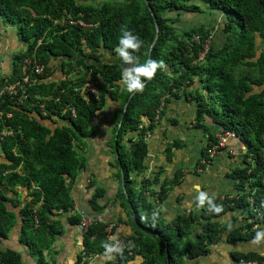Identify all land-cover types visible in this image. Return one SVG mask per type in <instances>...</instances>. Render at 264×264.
<instances>
[{
  "label": "trees",
  "instance_id": "trees-1",
  "mask_svg": "<svg viewBox=\"0 0 264 264\" xmlns=\"http://www.w3.org/2000/svg\"><path fill=\"white\" fill-rule=\"evenodd\" d=\"M145 1L158 29L149 58L163 61L166 67L159 69L154 79L146 83L143 93L132 94L119 127L121 112L112 129L115 139L113 137L111 147L114 149L116 144L114 166L120 167L116 176L119 180L121 175L123 185L118 195L127 206L129 204V213L134 215L136 225L131 235L121 239L123 247H120V252H108L103 246L110 244L109 233L103 225L93 222L82 233L80 253L86 257L113 255L115 259L106 264H126L137 256L142 258L140 264H181L183 257L205 255L207 247L217 243L222 236L228 245H232L253 239L256 232L264 227V156L261 153L264 149V0ZM196 2L204 4L206 12L220 13L224 26L229 28L218 47L213 49L210 45L201 61H198V56L210 30L203 25L187 26L181 32L172 27L181 22L182 13L202 12ZM64 13L71 16L80 14L85 23L95 24V27L61 24ZM0 19L14 26L16 37L24 47L12 57L10 73L0 77V87L4 84L3 79L12 82L18 77L22 58L30 56L32 51L33 61L41 70L40 74H33L41 82L28 88L29 97L22 104L0 96V111L10 113V117L0 118V131L4 127L10 130L9 135L0 139L3 159L0 163V185L11 193L9 197L0 191V239L7 238L16 223L15 212H18L21 220L18 242L36 264H44L42 253L50 247L61 229L60 221L52 218L53 213L66 214L72 208L69 192L83 169L74 143L80 144L91 137L92 120L103 107L106 97L121 99L122 109L130 94L123 86L119 89L121 68L118 65L103 64L102 70L89 66L87 69L99 75L103 83L99 86L98 100L91 98L84 102L72 92L71 81L49 80L52 77L49 63L52 58L64 59L59 68L69 72L74 67L66 59L76 53L90 60H99L102 49L116 54L122 27L143 40V47L133 55L139 63H144L154 36V26L143 0L105 1L99 6L77 0H0ZM37 40L41 43L36 47ZM194 79H198L207 102L202 99L198 88L193 92L187 90ZM253 87H256L255 91H252ZM166 95L194 101V122L200 129H206L201 122L204 116L208 117L220 131L233 132L246 148L245 155L250 154L252 158V164L246 163L244 168L235 169L230 174L237 194L231 200L222 198L215 202L223 205L219 214L207 208L198 217L178 215L165 224L157 216L153 219L157 209L147 203L142 194L147 180L142 179L139 189L135 190L136 183L129 178L131 173L141 174L145 170L147 146L143 136L151 131L156 108L161 100L165 101ZM37 98L43 103L46 118L34 104ZM36 116L54 123V128L51 130L50 126L39 123ZM140 117H144L146 122L143 123ZM128 133L134 136L127 138L125 144L123 139ZM178 148L180 144L175 141L166 145V159H170L171 149ZM174 181L176 178L159 185L156 192L158 202L162 201ZM16 188L25 190L23 200H20ZM102 197L103 190L96 189L89 200L93 212L97 213L104 207L97 204ZM227 210L246 212L249 221L228 231L227 225L212 220ZM199 219L203 221L199 223ZM78 220L75 215L66 217L71 225L77 224ZM194 223L200 226V231L191 241L188 236ZM230 257L236 264L239 260L256 264L264 261L253 252L233 251ZM76 261H81L79 255ZM0 264L23 262L20 253L0 248Z\"/></svg>",
  "mask_w": 264,
  "mask_h": 264
},
{
  "label": "crops",
  "instance_id": "crops-1",
  "mask_svg": "<svg viewBox=\"0 0 264 264\" xmlns=\"http://www.w3.org/2000/svg\"><path fill=\"white\" fill-rule=\"evenodd\" d=\"M81 0L80 3H82ZM196 4L202 5L206 11L205 5L199 2ZM192 14V13H191ZM196 14V13H194ZM213 18L207 12V18L213 21L208 24L210 31L214 27L216 30L212 32V38L220 35L222 29L220 13L212 12ZM182 15V14H181ZM0 77L9 73L11 69V50L16 46L23 51V44H17L15 37L6 33L2 29V20L0 19ZM192 23V22H191ZM188 22H184L183 31L187 26H196ZM217 24V25H216ZM200 25V24H198ZM211 38V45L214 49V44ZM220 40H222L220 38ZM258 45L259 41H258ZM101 56H108L111 59H120L110 57V52L100 51ZM112 55V54H111ZM3 56V57H2ZM82 56V55H81ZM83 57V56H82ZM114 57V56H113ZM86 59L85 57H83ZM105 59V58H104ZM104 59H99L105 61ZM55 64V68H53ZM49 65L52 67V74L57 75L59 70L58 59H51ZM126 67V66H124ZM198 79H194L192 84L187 87V90L192 92L199 87ZM256 87L252 88L255 91ZM202 99L207 102L206 94L201 89ZM119 100H111L106 97L103 107L95 113V118L92 120L91 128H94L92 135L80 142L74 143V148L77 156L83 162V169L78 173L76 181L72 185L69 196L73 206L69 213L55 212L52 218L60 221V233L55 237L50 247L43 251L42 256L44 264H76L77 257L82 248V232L77 224H68L67 216H78L79 212L88 214L91 217H100V219L110 225L108 232V240L111 245L120 242L122 238L128 237L133 231V215H130V209L120 199L119 191H122L121 175L117 179V173H120L118 167L114 166L115 153L111 149L113 134L112 129L115 125L113 116L118 110ZM106 105V108H105ZM195 102L186 100L184 97L174 98L170 95L165 96L164 105L157 120L153 122V127L150 131V137L146 141V155L144 157L145 170L141 174L131 173L130 179L136 183L135 190L139 189L140 181L146 179L147 183L143 189L145 201L157 209V218L163 223L172 221L178 215H190L192 217L200 216L204 211H207V206L197 208L195 196L198 194L197 186L201 191H205L210 195H215V202L222 198L231 200L237 194L233 187V180L230 174L235 169H242L245 164H252V158L245 155L246 148L239 140H228L225 149H221L209 158L203 169L197 172L194 166L205 154V147L210 143V138L219 132V128L214 125L206 116L203 117L201 124L206 127L205 130L200 129L199 125L194 122ZM101 113V114H100ZM140 120L146 122L144 117ZM48 126H55L49 120ZM130 135V136H129ZM133 133H128L125 137L130 138ZM210 136V137H208ZM126 139L123 143L126 144ZM180 144V148L170 150V159L167 160L164 148L172 142ZM228 151H232L230 154ZM264 156V149L261 150ZM3 161L0 155V163ZM176 178L165 197L161 202L156 198V192L162 182H169ZM248 187H245L247 189ZM96 189L103 190V197L97 204L104 206L99 212H93L89 206V200ZM20 194V200L24 199L25 190L16 188ZM11 196V193H10ZM9 196V197H10ZM224 225H227V230L238 228L247 223L248 216L246 212L238 210L225 211L221 216L212 218ZM203 220L199 219V223ZM200 231V226L196 223L190 226V235L188 239L193 241L194 235ZM260 231H264V227ZM5 240L8 249L14 250L21 255L23 264L29 262L35 263L33 257L27 254L24 247L13 238L12 229L8 233ZM253 239L244 242H235L228 245L225 242L224 236L220 240L207 247L208 251L205 255L196 256L194 258H182L181 264H235L230 257V252L247 253L253 252L257 256L264 259V241L259 245L254 244ZM1 248V247H0ZM25 255H28L30 260H26ZM113 255L95 254L87 260L85 264H106L108 261H113ZM142 258L137 256L126 262V264H140Z\"/></svg>",
  "mask_w": 264,
  "mask_h": 264
},
{
  "label": "built area",
  "instance_id": "built-area-1",
  "mask_svg": "<svg viewBox=\"0 0 264 264\" xmlns=\"http://www.w3.org/2000/svg\"><path fill=\"white\" fill-rule=\"evenodd\" d=\"M221 23V21H220ZM61 24L68 25V26H76L79 28H93L95 27V24L85 23L81 18L80 14L76 16H71L67 13L63 14V18L61 20ZM217 25V24H216ZM221 25V24H220ZM222 27V25H221ZM216 30V27L211 29L209 37L204 41L203 49L199 53L198 61H201L209 49L211 45V38H212V32ZM41 43L40 40H37L35 46L37 47ZM33 53L32 51L30 56L22 58L19 70H18V77L13 80L12 82H6L5 79H3L4 84L0 87V96H5L9 100H13L16 104L20 105L23 102H25L28 97V88L31 86L40 83L41 80L33 77V74H40L41 70L36 66L35 61H33ZM10 73V71H9ZM8 73V74H9ZM6 74V75H8ZM3 75V76H6ZM57 75H59V78L54 80L53 74L51 72V78L49 80L58 82L60 80L62 81H71L72 83V92L77 95L81 100L84 102H88L91 98L93 100H98L99 98V86L103 83L101 77L97 74H93L92 70L86 69H76L75 67L67 72L65 69L61 70L59 68ZM2 76V77H3ZM106 87V85H104ZM39 98L35 99L36 101L34 104L40 108L41 115L43 118L47 117V114L42 110L43 103L37 101ZM43 99L44 98H40ZM47 100V99H46ZM29 102V100H28ZM30 106H32V103H29ZM164 105L163 100L160 101L158 107L155 111V117L154 120L156 121L158 116L161 113L162 107ZM1 116H5L6 118L10 117V113L5 112L2 113L0 111V118ZM32 116H35V114H32ZM54 118V116H52ZM140 127V126H139ZM10 134V130L8 128L2 129L0 131V139L4 136H7ZM150 132H145L143 136V141H147V139L150 137ZM228 140H238L237 136L231 132V131H219L217 132L212 141L205 147V153L206 156L199 159V161L194 166V169L197 172H200L203 169V166L206 164L207 160L209 158H212L215 152L225 149ZM230 154H233L232 151H228ZM262 184L264 185V179L262 180ZM221 200V199H220ZM71 209L67 211V213L70 212ZM259 216V214H257ZM97 223L104 226V230H109L110 225L103 222L100 217H91L88 214H85L83 212H79V220L77 223L78 228L81 230V232H85L87 228L90 226L91 223ZM34 227L37 226V220L33 219ZM255 227V226H254ZM114 245L123 247L122 241L115 243ZM128 250V248H126ZM81 261L76 264H85L87 260L93 257V255H90L86 257L83 253L79 254ZM261 264H264V261L260 262ZM236 264V263H235ZM238 264H256V262H242L241 260L238 261Z\"/></svg>",
  "mask_w": 264,
  "mask_h": 264
},
{
  "label": "clouds",
  "instance_id": "clouds-1",
  "mask_svg": "<svg viewBox=\"0 0 264 264\" xmlns=\"http://www.w3.org/2000/svg\"><path fill=\"white\" fill-rule=\"evenodd\" d=\"M118 40L119 43L115 52L125 65H130L122 69L120 83L130 94L143 93L146 87L145 81L154 79L157 71L165 68L166 65L163 61L151 58L147 59L144 63H139L137 57L133 54L140 51L144 42L126 27H122ZM196 191L198 193L195 196L197 208H203L206 205L208 211L212 213L219 214L223 211V205L215 203L214 194L210 195L205 191H201L198 186ZM155 218L156 214H153V219ZM262 241H264V231H257L252 242L259 245ZM103 246L108 252L121 251V248L116 245L106 243Z\"/></svg>",
  "mask_w": 264,
  "mask_h": 264
},
{
  "label": "water",
  "instance_id": "water-1",
  "mask_svg": "<svg viewBox=\"0 0 264 264\" xmlns=\"http://www.w3.org/2000/svg\"><path fill=\"white\" fill-rule=\"evenodd\" d=\"M143 1H144V4H145L146 8H147V11L149 12L150 16L152 17V22H153V26H154V36H153V39H152V41H151V43H150V45H149V47H148V50H147V59H149L150 51H151V49H152V47H153V45L155 44V41H156V39H157L158 29H157V24H156V22H155V20H154V17H153V15H152V13H151L150 8L148 7L147 2H146L145 0H143ZM221 25H222V29H221V31H220V36H221V39H223V38L225 37L226 33L229 31V28H228L227 26H224L223 18H221ZM102 51H104V52H109L107 49H102ZM111 57H113V55H111ZM78 58H79V60H80L81 65H79V66H75V68H76V69H81V70H86L87 67H89V66H93V67H94L95 69H97V70H102V68H103L102 65H103V64H116V65H118V66L121 68V71H122V69L124 68V66H126V67H129V66H130V65H125L121 59H114V60H110V61L90 60V59H84V58H83L80 54H78V53H76L74 57H72V58H70V59H66V61H70V62H72V61H74L75 59H78ZM52 59H55V58H52ZM62 60H64V59H58L59 63H60ZM147 82H148V81H145V83H147ZM131 96H132V94H129L127 100L124 102V104H123V106H122L121 114H120V118H119V121H118V123H117V128H118L119 125H120V122H121V119H122V116H123L124 110H125V108H126V106H127V103H128V101H129V99H130ZM35 119H36L39 123H41V124H45V125H47V123H48V121H42V120H41L40 118H38L37 116L35 117ZM53 128H54V126H51V127H50L51 130H52ZM116 132H117V130L115 131V134H116ZM114 139H115V136H114ZM113 146H114V153H115V156H116V144L114 143ZM118 168H119V170H120V167H118ZM121 184H122V178H121ZM0 191L2 192L3 195H5V196H10V193L7 192V190H6L5 188L1 187V185H0ZM15 221H16V223H15V225H14L13 228H12V233H13V238H14V239H17V235H18V233H19V231H20V228H21V220H20V216H19L18 212H15ZM133 222L135 223V217H134V215H133ZM0 247H1V248H8V246H7L6 242H5V240H1V239H0ZM165 251H166V249H165ZM25 258H26L27 261L30 260V258H29L28 255H25ZM28 264H36V263L29 262Z\"/></svg>",
  "mask_w": 264,
  "mask_h": 264
},
{
  "label": "rangeland",
  "instance_id": "rangeland-1",
  "mask_svg": "<svg viewBox=\"0 0 264 264\" xmlns=\"http://www.w3.org/2000/svg\"><path fill=\"white\" fill-rule=\"evenodd\" d=\"M77 1H80L81 0H77ZM105 1H114V0H83L82 3L84 4H87V5H94V6H99L100 4H102V2H105ZM200 8H202L204 10V7L202 5H199ZM212 13V12H211ZM210 13V17H214L212 16V14ZM221 21V20H220ZM184 22H188V23H191L193 25H196L198 26V24L200 25H203L204 28H210L209 26H207L208 24H212L213 21L209 20V18H207V12L206 11H202L201 13H182L181 15V22L178 23V24H173L172 27L181 32L180 30L183 28V25ZM1 23V21H0ZM2 29L3 31H5L6 33H9L11 35H13L15 37V28L14 26L12 25H8L6 23L2 24ZM221 36L218 34L216 35L215 37L212 38V42L214 44V48H217L218 45L220 44L221 40H220ZM15 41L17 44H22V42L20 41L19 38L15 37ZM21 51V48H19V46H16L13 50H11V53L9 55H11V57L17 53H19ZM84 53H87V50H83ZM111 54L114 56L112 58H118V55L117 54H113L110 52V57H111ZM100 56V59H104L105 61H110V60H113L111 58H109L108 56ZM3 57V56H2ZM53 68H55V64L52 65ZM54 80L58 79L59 78V75H54L53 76ZM121 84L119 85V89H121ZM198 92L199 94H201V88L200 86L198 87ZM105 108H106V105H105ZM121 112V100H119V106H118V110H117V114L115 113L114 116H113V121L116 123V120H117V117L119 115V113ZM101 114V113H100ZM121 114V113H120ZM92 131L94 130V128H91ZM127 135V134H126ZM125 135V136H126ZM130 136V135H129ZM132 136V135H131ZM126 139V137H124ZM82 142V141H81ZM113 144V142H112ZM254 144H257L256 142ZM111 149L113 150V148L111 147Z\"/></svg>",
  "mask_w": 264,
  "mask_h": 264
},
{
  "label": "flooded vegetation",
  "instance_id": "flooded-vegetation-1",
  "mask_svg": "<svg viewBox=\"0 0 264 264\" xmlns=\"http://www.w3.org/2000/svg\"><path fill=\"white\" fill-rule=\"evenodd\" d=\"M73 67L81 65L79 58L71 62Z\"/></svg>",
  "mask_w": 264,
  "mask_h": 264
}]
</instances>
